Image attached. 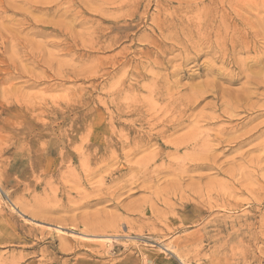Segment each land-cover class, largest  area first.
Returning a JSON list of instances; mask_svg holds the SVG:
<instances>
[{
	"label": "rangeland",
	"instance_id": "374dc122",
	"mask_svg": "<svg viewBox=\"0 0 264 264\" xmlns=\"http://www.w3.org/2000/svg\"><path fill=\"white\" fill-rule=\"evenodd\" d=\"M196 1L0 0V264H264V2Z\"/></svg>",
	"mask_w": 264,
	"mask_h": 264
},
{
	"label": "bare ground",
	"instance_id": "6f19581e",
	"mask_svg": "<svg viewBox=\"0 0 264 264\" xmlns=\"http://www.w3.org/2000/svg\"><path fill=\"white\" fill-rule=\"evenodd\" d=\"M196 1V0H195ZM227 1H229V0H226V2ZM232 1V0H231ZM224 2V1H223ZM223 2H221V3H218V1L217 0H210L209 1V4L208 5H206L205 4V0H197L194 4H192V3H188V4H185V5H182L181 3L179 4L180 6L177 8L178 10H180V11H182V10H206L207 12H208V14L210 15V14H212V15H214V16H221V17H223V16H225L226 14L227 15H229V14H231V13H238V11L240 10V8L242 7V6H238L236 3L233 5V2H235V0L234 1H232V3L231 2H229V4L228 5H225ZM238 2V1H237ZM263 2H264V0H263ZM241 4H242V1H241ZM235 5H237V6H235ZM171 7V6H170ZM244 7V6H243ZM163 8H164V6H163ZM263 8V7H262ZM239 9V10H238ZM242 9V8H241ZM248 9V8H247ZM164 11V10H163ZM182 13V12H181ZM207 16V15H206ZM212 17V16H211ZM209 19V18H208ZM209 20H211V19H209ZM213 23H214V18L211 20ZM217 21V20H216ZM218 23V22H217ZM185 27V26H184ZM194 27V26H193ZM219 27V26H218ZM211 31V30H210ZM186 32H187V30H186ZM201 35V34H200ZM199 35V36H200ZM191 36V35H190ZM207 36V35H206ZM191 38V37H190ZM213 38V37H212ZM235 39H237V38H235ZM222 45V44H221ZM230 45V44H229ZM232 45V47H233V49L235 50L236 48H235V43H232L231 44ZM230 45V46H231ZM203 46V45H202ZM226 47V45H223L222 47ZM228 46V45H227ZM191 48V47H190ZM242 48V47H241ZM186 49V48H185ZM202 49V48H201ZM233 50V51H234ZM250 51V50H249ZM260 51V50H259ZM199 52V51H198ZM210 53V52H209ZM198 54V53H197ZM262 54V53H261ZM227 56V55H226ZM229 58V57H228ZM218 59V58H217ZM237 59V58H236ZM261 59V58H260ZM246 60V59H245ZM254 61V60H253ZM238 63V62H237ZM258 64H261V63H259L258 62ZM255 66V65H254ZM180 67V66H179ZM220 71H221V69H220ZM249 71V70H248ZM219 73V72H218ZM243 74V73H242ZM255 74H256V76H257V73L255 72ZM260 73H258V75H259ZM232 75V74H231ZM236 75V74H235ZM242 76V75H241ZM216 77V76H215ZM196 78V77H195ZM211 78V77H210ZM258 79V78H257ZM208 80V79H207ZM259 80V79H258ZM260 81V80H259ZM209 82V81H208ZM211 82V81H210ZM216 82V81H215ZM250 82V81H249ZM258 82V81H257ZM218 83V82H217ZM216 83V84H217ZM221 83V82H220ZM248 83V82H247ZM209 84V83H208ZM212 84V83H211ZM250 84V83H249ZM259 84V83H258ZM181 85V84H180ZM213 85V84H212ZM200 86V85H199ZM203 86V85H202ZM209 86V85H208ZM221 86V85H220ZM225 86V85H224ZM223 86V87H224ZM163 87V86H162ZM206 87V86H205ZM204 87V88H205ZM215 88V87H214ZM152 89V88H151ZM180 89V88H179ZM201 89V88H200ZM247 90H248V88H247ZM249 90H251L250 88H249ZM219 91V90H218ZM240 91V90H239ZM201 92H203V91H201ZM253 92H255V91H253ZM209 93V92H208ZM243 93H245V92H243ZM250 93V92H249ZM212 94V93H211ZM242 94V93H241ZM252 94V93H251ZM205 95V94H204ZM216 95V94H215ZM214 95V96H215ZM232 95V94H231ZM250 95V94H249ZM219 96V95H218ZM221 96V95H220ZM219 96V97H220ZM216 97V96H215ZM222 97V96H221ZM220 97V98H221ZM233 97V96H232ZM231 97V98H232ZM247 97V96H246ZM207 98V97H206ZM222 99V98H221ZM238 99H239V97H238ZM241 99V98H240ZM232 100V99H231ZM242 100V99H241ZM224 101V100H223ZM250 101V100H249ZM239 102H241V101H239ZM248 104V103H247ZM159 105V104H158ZM209 105H211V104H209ZM234 105V104H233ZM171 106V105H170ZM224 106V105H223ZM215 107V106H214ZM235 107V106H234ZM249 107V106H248ZM163 108V107H162ZM167 108V107H166ZM225 108V107H224ZM256 108V107H255ZM164 109V108H163ZM174 109V108H173ZM214 109H216V108H214ZM232 109V108H231ZM241 109V108H240ZM243 110V109H242ZM189 111V110H188ZM192 111V110H191ZM258 112V111H257ZM231 113V112H230ZM167 115V114H166ZM228 115H230V114H228ZM236 115V114H235ZM240 115V114H239ZM212 116H214V115H212ZM231 116V115H230ZM198 117V116H197ZM247 118V117H246ZM218 119V118H217ZM255 119V118H254ZM169 120V119H168ZM207 120V119H206ZM176 121V120H175ZM194 121V120H193ZM214 121V120H213ZM184 123V122H183ZM189 123V122H188ZM220 123V122H219ZM232 123V122H231ZM151 124V123H150ZM164 125V124H163ZM169 125V124H168ZM151 126V125H150ZM172 126V125H171ZM149 127V126H148ZM199 127V126H198ZM213 127V126H212ZM176 128H177V126H176ZM200 128V127H199ZM224 128V127H223ZM172 129V128H171ZM205 129H206V127H205ZM197 130V129H196ZM124 132V131H123ZM209 132V131H208ZM239 132V131H238ZM173 133V132H172ZM134 134V133H133ZM158 134V133H157ZM219 134V133H218ZM226 134V133H225ZM208 136V135H207ZM229 136H231V135H229ZM143 137V136H142ZM175 137V136H174ZM191 137V136H190ZM223 137V136H222ZM226 137V136H225ZM132 138V137H131ZM209 138V137H208ZM229 138V137H228ZM164 139V138H163ZM197 139V138H196ZM199 139V138H198ZM197 139V140H198ZM140 140V139H139ZM169 140V139H168ZM166 141V140H165ZM214 141V140H213ZM209 142V141H208ZM197 143V142H196ZM167 144V143H166ZM221 144H223V143H221ZM254 144V143H253ZM150 145V144H149ZM220 145V144H219ZM231 145V144H230ZM247 146V145H246ZM131 147V146H130ZM129 147V148H130ZM249 147V146H248ZM263 147V146H262ZM88 148V147H87ZM166 148V147H165ZM199 148H201V147H199ZM75 149V148H74ZM124 149V148H123ZM150 149V148H149ZM188 149V148H187ZM190 150V149H189ZM212 150V149H211ZM84 151V150H83ZM83 151L81 152L82 154H83ZM87 151H89V150H87ZM207 151V150H206ZM215 151V150H214ZM86 152V151H85ZM112 152H113V150H112ZM115 152V151H114ZM168 152V151H167ZM216 152V151H215ZM191 153V152H190ZM81 154V155H82ZM89 154V153H88ZM200 154V153H199ZM102 155V154H101ZM201 155V154H200ZM211 155V154H210ZM79 156V155H78ZM83 156H84V154H83ZM196 156V155H195ZM202 156V155H201ZM204 156V155H203ZM212 156V155H211ZM98 157V156H97ZM85 158V157H84ZM82 159V158H81ZM107 159V158H106ZM72 160H73V158H72ZM85 160V159H84ZM179 160V159H178ZM200 160V159H199ZM79 161V160H78ZM83 162V161H82ZM176 162V161H175ZM79 163V162H78ZM178 164V163H177ZM214 164V163H213ZM217 165H218V163H217ZM204 166V165H203ZM196 168H199L200 167V165H196L195 166ZM103 169V168H102ZM164 169V168H163ZM179 169V168H178ZM183 170V169H182ZM197 170V169H196ZM186 172V171H185ZM187 174V173H186ZM189 178V177H188ZM195 179V178H194ZM197 179V178H196ZM201 183V182H200ZM182 189V188H181ZM211 189V188H210ZM208 191H209V189H208ZM223 192V191H222ZM221 193V192H220ZM87 204V203H86ZM225 204V203H224ZM78 206V205H77ZM30 213V212H29ZM32 214V213H31ZM37 215V214H36ZM34 217V216H33ZM37 217V216H36ZM76 222V221H75ZM85 223V222H84ZM91 224V223H90ZM90 224H89V226L88 227H90ZM73 225H74V223H73ZM87 225H88V223H87ZM116 225V224H115ZM87 227L86 226V223L85 224H83V227ZM92 227V226H91ZM90 227V228H91ZM95 227V226H94ZM99 228V227H98ZM97 228V229H98ZM96 229V228H95ZM100 229V228H99ZM104 230H101V231H105V228H103ZM91 230L94 232V229L93 228H91ZM91 230H89V231H91ZM98 231H100V230H98ZM96 232H97V230H96ZM96 232H94V233H96ZM91 233V232H90ZM98 233V232H97ZM102 233V232H101ZM100 232L98 233V234H101ZM92 235V234H91ZM102 238V237H101ZM104 239V238H103ZM100 246H102L101 244H100ZM99 246V247H100ZM103 247V246H102ZM105 247V246H104ZM111 247V246H110ZM109 248V247H108ZM105 251V250H104ZM106 252V251H105Z\"/></svg>",
	"mask_w": 264,
	"mask_h": 264
}]
</instances>
